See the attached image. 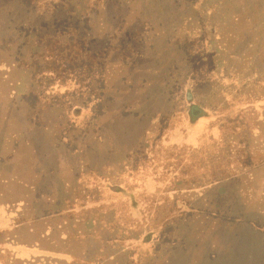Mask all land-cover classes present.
<instances>
[{"label":"rangeland","instance_id":"obj_1","mask_svg":"<svg viewBox=\"0 0 264 264\" xmlns=\"http://www.w3.org/2000/svg\"><path fill=\"white\" fill-rule=\"evenodd\" d=\"M53 4L0 0V203L15 212L0 209V236L16 227L9 239L51 251L40 264H234V223L264 234V169L235 181L246 152L264 149V0ZM52 16L85 32L79 61L57 54L55 34L73 29ZM45 34L32 74L23 60ZM85 41L104 51L85 54ZM235 135L245 151L235 137L230 160L210 164ZM219 176L185 196L208 210L193 217L178 184ZM9 253L30 254L0 241V264Z\"/></svg>","mask_w":264,"mask_h":264},{"label":"trees","instance_id":"obj_2","mask_svg":"<svg viewBox=\"0 0 264 264\" xmlns=\"http://www.w3.org/2000/svg\"><path fill=\"white\" fill-rule=\"evenodd\" d=\"M53 2H54V4L52 5V8L51 9H53V11H55V13L58 10V8L59 9L60 8L63 9V8L66 7V6L63 5L64 2H65V0H53ZM53 6H54V8H53ZM63 10L67 11L66 9H63ZM51 19L53 20L52 21V23H53L52 26L54 27V29H57V27L62 26V25H64L65 28H66L67 25H70V29L71 30L73 29V31L71 33H69V34H72V35L71 36H68V38L66 40H63V39L57 40L59 38V36H64L65 35L64 37H67L66 36L67 34H66L65 30L63 31L64 34L62 32L61 33L57 32V34H55L56 37L54 39L55 40L54 41V45H57V47L55 48L57 54L59 55V57L66 59L65 62H68V61H74V62L79 61L80 60V56L78 55V53L76 54L75 47H76L77 42H79L81 38H84V35H85L84 33L85 32L84 31H82V33L79 32V31L77 32V28L76 27H79V26L76 25V23H74V24H67L65 21L58 20V18L56 16H52ZM69 19L70 18L68 17L67 20H69ZM67 27H69V26H67ZM73 32H74V34H73ZM51 36L54 37V35H52V34L51 35L50 34L39 35L37 37V40H38V43H39L38 49L41 52H34L33 51L31 53V57H29L27 60H23L24 63H28V62L31 63V61H32L33 66L35 67V68H33L32 74L35 71L34 69L42 68L43 64H45V58L47 57L46 56V46H47V44H49V43H47V40ZM84 48H85V50H84L85 54H87L89 56H97L101 52L104 51V50L99 51V50H91V49H89L87 47V42L86 41H85V47ZM57 54H56V56H57ZM24 68H29V67H24ZM40 77H41L42 85L43 86H48V82H49L48 75H44V74L39 73L38 74V82H39V78ZM38 90H41V88H38ZM42 90H43V88H42ZM95 91H96V89L93 86L92 87V92H95ZM99 93L102 95L103 94V90H101V91L99 90ZM103 105H104V103H103ZM74 106H75V110L76 111H79L80 106L79 105H74ZM193 107L194 106L190 105L188 108H189L190 118L193 119V120H195V119L201 117L203 115V113H202L201 110H198V109L195 110V111H192V108ZM57 108L60 109L62 115H64V111L60 107H57ZM243 119H244V123H245V127H246V120L244 118V113H243ZM172 124L173 123L170 122L165 127L166 128H170V125H172ZM163 126H164L163 123L160 122L159 128H157V132H159L162 129ZM155 133L156 132H146L145 133V135L143 136V139L145 141L146 147H145V149L143 151H137L136 153H139L140 155H145V153H146V151H147V149L149 147V143H148L149 139H148V136H149V134L150 135H153ZM233 137L234 138H231L232 140H229V141L226 139V141H225L226 142L225 143V147L226 148L224 147L223 148L224 150L221 149L220 152L215 156L216 157L215 159H211L212 158L211 157L209 159V163L210 164H213L215 166H219V165H221L223 163H226V161L230 160V158L232 157L233 151L235 150V149L232 150L233 149L232 148V145L235 144V140H234L235 137H238L237 138L238 139L237 141H238L239 145H241L240 146L241 148L239 147L240 148V151H245L246 146H242V143L245 144L246 141H247L246 138H245V136L244 135H235ZM227 146H228V148H227ZM236 150H237V148H236ZM257 152H259V150H255V151H252L250 153L249 152H246V153H248L249 155H252V154H255ZM128 166H129V163H128V165L127 164L124 165L123 169L120 170V171H117L116 173H119L121 171H124L126 168H128ZM228 166H229V168L224 169V174H229L230 171L234 168V167L232 168V165H230V164H228ZM247 172L248 171H246V170H241L239 173L237 172L236 173V177H235V181H239L240 175L241 176L242 175H245ZM200 174L201 175H205L203 173H200ZM221 174H222V172H221ZM226 177H228V176H226ZM199 178H202V177H199ZM220 180L223 181L224 179L221 176H219L218 178H215L213 181H209L208 180L206 182H197L195 184H188V185H184L182 183H179L178 184V192H177L178 193V197H180L182 195V197H184V200H186L189 203V205L191 206V208L195 212L193 217H196L199 214H204V213L207 214L208 213V210L205 209V208L202 209L201 207H199L200 203L198 201H195L192 198H187V197L185 198V196L186 195H189V194H197L198 195L200 193L199 190H203V189H205V187L210 186V185H212L214 183L221 182ZM112 181H114V180H112ZM84 192H86V189H84ZM4 244H7L8 247H12V248L18 246V245H14V244L12 245V244H8V243H4ZM20 247L24 248L27 252H30V253L31 252L32 253L35 252V253H37L33 249H28V248H26L24 246H20ZM5 252H6V250H3L2 253L4 254ZM41 254H45V253L41 252ZM57 257H61V256L57 255ZM4 259L7 260V263L8 264H26V262L22 261L24 259V256L22 258H19V257L13 255V253H9L8 255L5 254Z\"/></svg>","mask_w":264,"mask_h":264},{"label":"crops","instance_id":"obj_3","mask_svg":"<svg viewBox=\"0 0 264 264\" xmlns=\"http://www.w3.org/2000/svg\"><path fill=\"white\" fill-rule=\"evenodd\" d=\"M15 148L16 146L12 147V152H14L13 149ZM257 153L250 155L254 157L253 163L249 164L246 162L241 164V166H239L241 167L240 169L248 171L251 175H254L258 170L264 169V149L259 150ZM3 161H5V159L0 157V163ZM11 207L13 206L7 203H0V209L6 210L10 213H15ZM234 228L235 234L233 236L230 254L231 261H233L234 264H264V234L259 233V231L255 230L248 224L234 223ZM15 231L19 230L16 227L9 228L2 234V236H6V239L3 240L1 238L2 236H0V241L2 243L24 246L28 249L36 251L37 253L31 252L29 257L22 260L26 262V264H30L31 262V264H40L43 259H54L51 254H49L52 253L51 251L43 250L37 243L24 244L18 240L9 239V234ZM41 252L45 254H41Z\"/></svg>","mask_w":264,"mask_h":264}]
</instances>
